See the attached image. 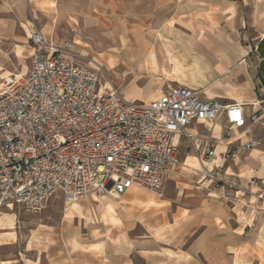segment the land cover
<instances>
[{
  "label": "crops",
  "instance_id": "obj_1",
  "mask_svg": "<svg viewBox=\"0 0 264 264\" xmlns=\"http://www.w3.org/2000/svg\"><path fill=\"white\" fill-rule=\"evenodd\" d=\"M33 28L112 58L120 90L143 94L132 102L189 88L240 103L249 132L223 115L185 130L194 154L214 149L201 162L225 172L226 184L201 179L202 166L173 167L162 196L132 187L80 199L58 228H32L23 249L15 213L0 210V264H264V129L248 121L264 113V0H0V79L29 68Z\"/></svg>",
  "mask_w": 264,
  "mask_h": 264
},
{
  "label": "built area",
  "instance_id": "obj_2",
  "mask_svg": "<svg viewBox=\"0 0 264 264\" xmlns=\"http://www.w3.org/2000/svg\"><path fill=\"white\" fill-rule=\"evenodd\" d=\"M29 45L28 70L9 73L0 83V207L36 214L55 193L69 205L132 187L162 196L166 173L177 162L176 137L197 142L185 131L189 125L223 115L228 128L249 132L240 103L201 100L185 87L146 102L128 101L36 28ZM248 121L264 129L262 112ZM213 153L206 145L203 155ZM218 168L205 165L199 172L226 184ZM257 198L264 202V192Z\"/></svg>",
  "mask_w": 264,
  "mask_h": 264
},
{
  "label": "rangeland",
  "instance_id": "obj_3",
  "mask_svg": "<svg viewBox=\"0 0 264 264\" xmlns=\"http://www.w3.org/2000/svg\"><path fill=\"white\" fill-rule=\"evenodd\" d=\"M53 41L63 48L64 53H66L70 57V59L74 60L76 63L86 65L90 68L95 69L99 73V75L103 78L104 81H106L108 84H110L115 89H117L128 101L144 100V98L142 97L143 96L142 92L135 91L134 89L131 88L120 90L121 89L120 84H122L123 81L116 80V78L111 74L109 68L107 67V65L111 64V62L113 61L112 58L107 59L101 57V54H98L99 57L93 58L85 50L87 45H84L80 42H76L74 40H65L64 42H57L55 40ZM93 46H95L96 50L98 51H105L109 49L108 47H110L109 44H96ZM23 61L27 65L26 67H28V65L30 64V59L25 58L23 59ZM27 70L28 68H25L24 70L22 69L20 73H24ZM113 73L116 77H119V73L115 69H113ZM0 83H1V79H0ZM194 153L195 150L192 148V143L186 138L180 143L177 151V162L174 165H172L170 169L173 167H177L186 172H191L193 171L192 166H196L197 168L199 166H205V164L202 163L201 161L206 160L207 159L206 156L201 154L197 155ZM206 166H211V165H206ZM197 172L199 173L200 178L203 179L201 173L199 171ZM257 202L260 203L261 200H258ZM70 205L71 204L66 205L64 203L62 195L60 193H55L49 199L46 207L43 210H41V212L36 214L27 212L24 209L15 205L10 207L2 206L0 207V210L3 212L9 211L15 213L17 217L16 226L18 228V233H19V248L23 249L24 242L32 228L40 227L41 224H45L51 228H58L61 223V218L65 213V208L69 207ZM10 253L11 250L9 248H4L2 250L3 255H8Z\"/></svg>",
  "mask_w": 264,
  "mask_h": 264
}]
</instances>
